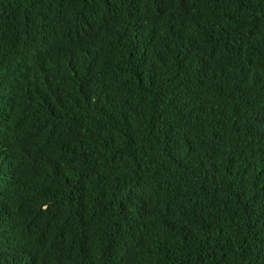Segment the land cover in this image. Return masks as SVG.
I'll return each mask as SVG.
<instances>
[{
	"label": "trees",
	"instance_id": "obj_1",
	"mask_svg": "<svg viewBox=\"0 0 264 264\" xmlns=\"http://www.w3.org/2000/svg\"><path fill=\"white\" fill-rule=\"evenodd\" d=\"M0 264H264V0H0Z\"/></svg>",
	"mask_w": 264,
	"mask_h": 264
}]
</instances>
